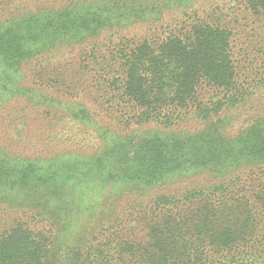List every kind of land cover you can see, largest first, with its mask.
<instances>
[{
  "label": "trees",
  "instance_id": "trees-1",
  "mask_svg": "<svg viewBox=\"0 0 264 264\" xmlns=\"http://www.w3.org/2000/svg\"><path fill=\"white\" fill-rule=\"evenodd\" d=\"M196 1L68 0L31 9L0 0V12L8 13L0 21V107L15 96L33 98L19 86L21 67L31 58L97 47L103 34L160 21L175 9L197 19L158 39L123 40L130 45L100 64L124 125L163 124L164 131L118 134L84 121L83 106L55 101L97 133L101 149L0 157V204L30 217L0 229V264L264 263V115L235 135L226 133L233 117L220 118L255 88L264 89V78L243 88L248 83L238 77L247 63L264 72V0H245L242 19L249 32L258 31V42L237 52L230 22L218 17L227 13L215 7L216 20L199 18ZM189 117L202 128L185 130ZM192 178L204 182L178 194H149ZM134 194L138 205L149 201L138 210L151 216L140 218L147 241L126 217L115 219L116 205Z\"/></svg>",
  "mask_w": 264,
  "mask_h": 264
},
{
  "label": "rangeland",
  "instance_id": "rangeland-1",
  "mask_svg": "<svg viewBox=\"0 0 264 264\" xmlns=\"http://www.w3.org/2000/svg\"><path fill=\"white\" fill-rule=\"evenodd\" d=\"M67 1L14 0V4L34 9L44 5L60 7ZM92 1L103 4V2L109 3L113 0ZM244 3L245 0H197L193 3V9L198 11L199 18L205 20H216L212 16L215 7L220 8L224 14L227 13L226 17L222 16L223 14L218 17L222 22H230L229 26L234 30L236 39L233 50L237 52L240 49H251L252 45L258 42V31L253 34L251 30L249 32L247 25H251L247 20L242 19L243 17L247 18L246 12L244 13L246 7ZM188 12L189 16L183 13L182 9H175L165 14L160 21L137 23L125 29L108 32L95 41L97 47L90 43L62 48L27 60L21 67L19 86L30 90L29 95L36 98L31 97L30 100L25 95L15 96L0 107V157L8 154L14 157L37 159L49 158L65 152L91 154L101 149L103 142L97 133L83 122L69 116L64 110L63 104H57L55 101L83 106L87 112L84 121H88L90 118L97 126L118 134L129 133L132 130L159 129L164 131L163 124L159 126L152 123L141 127L124 125L120 118L121 109H118V103L114 99V91L107 86L105 82L107 76L100 71V64H107L113 52L119 51L123 46L129 44L124 43L123 40L137 44L158 39L165 36V33L170 29L178 28L181 21L196 19L195 15L192 16L191 11ZM7 15L8 13L0 12V21ZM252 68L249 63L245 64L238 76L240 81L245 80L248 83L243 88H248L251 86V82L254 84L264 78V72ZM0 89L4 91L3 88ZM254 91L256 92L254 96L244 97L246 100L242 102L239 109L222 110L221 119L225 116L233 117L227 127V134H237L256 118L264 115V89L262 87L255 88ZM3 98L8 99L5 95ZM182 126L187 131L195 132L202 128L203 124L199 119L189 117ZM203 182V178H192L175 186L151 189L149 194H152L151 197L166 193L178 194L182 193L185 188L188 189ZM139 202H141V198L136 194L125 198L119 203V208L118 204L115 207V219L122 221L126 217V224L132 223L133 227L130 226V228L133 232L137 231L138 227V236H142V240L147 241L149 238V236L145 237L147 228L144 229L145 224L140 222V218L144 222L151 216L147 211L138 210L147 206L149 201L144 205H138ZM131 204L137 208L136 212ZM27 218L30 217L0 204V229L3 225L6 228L7 222L27 221ZM141 228H143V234L140 232ZM262 258L264 262V250Z\"/></svg>",
  "mask_w": 264,
  "mask_h": 264
}]
</instances>
